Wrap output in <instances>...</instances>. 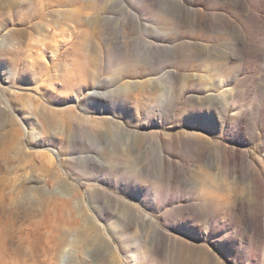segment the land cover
I'll use <instances>...</instances> for the list:
<instances>
[{
  "label": "rangeland",
  "instance_id": "obj_1",
  "mask_svg": "<svg viewBox=\"0 0 264 264\" xmlns=\"http://www.w3.org/2000/svg\"><path fill=\"white\" fill-rule=\"evenodd\" d=\"M0 264H264V0H0Z\"/></svg>",
  "mask_w": 264,
  "mask_h": 264
},
{
  "label": "bare ground",
  "instance_id": "obj_2",
  "mask_svg": "<svg viewBox=\"0 0 264 264\" xmlns=\"http://www.w3.org/2000/svg\"><path fill=\"white\" fill-rule=\"evenodd\" d=\"M95 96H97V93L96 92H93L91 95H90V97L93 99V98H95Z\"/></svg>",
  "mask_w": 264,
  "mask_h": 264
}]
</instances>
